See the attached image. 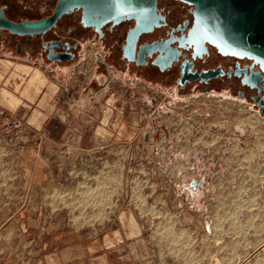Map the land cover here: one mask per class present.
Segmentation results:
<instances>
[{
  "label": "rangeland",
  "instance_id": "1",
  "mask_svg": "<svg viewBox=\"0 0 264 264\" xmlns=\"http://www.w3.org/2000/svg\"><path fill=\"white\" fill-rule=\"evenodd\" d=\"M95 46L122 73L106 78L97 65L84 85L94 99L74 101L78 138L34 144L31 156L0 148V219L50 216L117 264H264V116L219 87L178 91L143 78L108 44ZM94 107L88 137L80 117ZM23 238L1 264L7 255L34 264L37 248Z\"/></svg>",
  "mask_w": 264,
  "mask_h": 264
},
{
  "label": "crops",
  "instance_id": "2",
  "mask_svg": "<svg viewBox=\"0 0 264 264\" xmlns=\"http://www.w3.org/2000/svg\"><path fill=\"white\" fill-rule=\"evenodd\" d=\"M98 49L94 45L86 57L82 54L70 62L49 63L37 55H13L0 43V114L21 120L22 127L13 135L12 143L22 144L24 156L32 155L34 144L45 142L44 146L48 148L63 140L60 143L63 147L65 141L79 137L75 124H78L76 113L80 108L74 101L82 93L87 95V102L94 99L95 91L85 90L84 85L95 80V69L102 64ZM122 71L114 63H105L103 72L107 78L112 72L118 77ZM81 82L83 88L79 89ZM93 109L84 110L80 117L88 126V137L96 119L95 107ZM94 133L93 128L92 137ZM13 144L12 149L16 148ZM0 221L7 222L2 228L0 223V264L4 262V254L12 253V247H16L15 238L21 237L27 246L34 242L37 248L39 255L34 264H117L108 259L95 239L80 240L74 231L51 223L50 216H11ZM35 222H41L38 230L37 224H32ZM6 237L14 238L4 241ZM7 258L8 264L10 255Z\"/></svg>",
  "mask_w": 264,
  "mask_h": 264
},
{
  "label": "flooded vegetation",
  "instance_id": "3",
  "mask_svg": "<svg viewBox=\"0 0 264 264\" xmlns=\"http://www.w3.org/2000/svg\"><path fill=\"white\" fill-rule=\"evenodd\" d=\"M56 2L57 0H0V14L5 21L11 23L37 21L50 16ZM155 7L156 14L160 17L159 25L154 26L150 32L138 35L135 49L141 44H152L153 42L162 45L170 38L171 41L167 45L175 49L177 59L172 60L162 71L149 65V59L146 57L144 60L147 63L139 65L122 60L123 68L127 71H134L143 78H155L164 84H172L178 91L195 88L212 91L213 88L219 87L220 90L234 92L239 98L249 100L264 116V69L253 64L251 59L221 55L208 45H206V52L201 53L199 57L192 58L190 56L191 47L187 43L179 47L175 41L176 38L186 36L187 29L192 23V7L179 0H156ZM80 16L81 8L73 7L67 13L60 15L49 30L34 35L17 36L0 29V43L13 55H37L48 61L45 58L48 53L47 43L52 42L56 44L51 48L53 52L66 50L74 60L80 57L83 45L92 47L98 39L110 46L109 56L119 55L125 33L134 25V21L123 20L115 25L106 23L101 27V37H98L92 26L83 27L81 25ZM105 63L102 61L103 67ZM178 65H190L189 70L196 73L209 69H217L218 72L215 77L205 82L195 79L180 84L177 82ZM243 79L248 81L243 83ZM261 109L263 113L260 112Z\"/></svg>",
  "mask_w": 264,
  "mask_h": 264
},
{
  "label": "water",
  "instance_id": "4",
  "mask_svg": "<svg viewBox=\"0 0 264 264\" xmlns=\"http://www.w3.org/2000/svg\"><path fill=\"white\" fill-rule=\"evenodd\" d=\"M192 7V23L185 37L176 38L177 45L187 43L191 47L190 56H200L206 52V45L214 48L221 55L246 57L264 69V0H179ZM156 0H57L50 16L37 21L11 23L5 21L0 14V29L12 35H34L49 30L60 15L67 13L73 7L81 8L80 23L83 27L92 26L101 37V27L110 23L118 24L123 20H133L134 25L127 29L124 43L119 52V58L135 65L146 64L144 57L149 59V65L162 71L172 60H176L177 52L169 48V38L162 45L141 44L135 49L138 35L150 32L158 26L159 15L156 14ZM48 53L45 58L49 63L70 62L72 55L66 50L53 52L48 42ZM154 55V56H152ZM190 65H178L179 78L177 82L199 79L201 82L213 78L217 69L191 72ZM248 80L243 79V83ZM260 103V102H259ZM257 103V105H259ZM263 113V109L260 111ZM203 181H199L200 186ZM195 180L189 181V186L195 188Z\"/></svg>",
  "mask_w": 264,
  "mask_h": 264
},
{
  "label": "built area",
  "instance_id": "5",
  "mask_svg": "<svg viewBox=\"0 0 264 264\" xmlns=\"http://www.w3.org/2000/svg\"><path fill=\"white\" fill-rule=\"evenodd\" d=\"M75 104V103H74ZM75 106V105H73ZM22 122L20 119L11 118L9 116H4L0 114V148H7V150H21L22 144H13L12 137L18 129H21ZM12 144L15 145L16 148L12 149ZM11 147V149L9 148Z\"/></svg>",
  "mask_w": 264,
  "mask_h": 264
}]
</instances>
